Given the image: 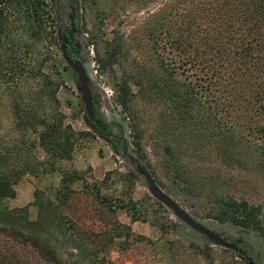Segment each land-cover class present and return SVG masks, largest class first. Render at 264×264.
<instances>
[{
    "label": "trees",
    "instance_id": "16d2710c",
    "mask_svg": "<svg viewBox=\"0 0 264 264\" xmlns=\"http://www.w3.org/2000/svg\"><path fill=\"white\" fill-rule=\"evenodd\" d=\"M66 3L74 27L71 31L69 23L60 45L75 60L73 33L86 0ZM95 11L103 13L102 8ZM141 29L146 57L115 82L113 92L131 114L132 143L141 157L140 116L154 117L150 138L160 156L155 166L149 163L153 180L182 201H193L205 217L264 239L262 206L235 187L241 173L264 174V0H159ZM42 34L59 47L46 0H0V90L11 113L10 128L0 139V237L29 247L45 264H69L55 248L60 235L75 250L69 252L74 264H108L104 254L99 257L79 236L66 235L63 229L59 207L67 199L68 184L81 180L76 172L61 178L53 197L33 192V219L26 206L9 208L3 201L14 196L13 186L23 175H38L45 166L53 171L58 161L71 157L77 136L90 134L63 122L56 84L46 65L48 55L40 59L35 55ZM133 37L118 34L104 41L102 48L95 47L98 64L114 63ZM28 77L33 86L24 90L20 84ZM130 82L136 86L134 92ZM137 98L144 102L141 111L131 105ZM86 121L96 135L112 137L93 108ZM119 141L124 150L126 140L120 136ZM35 148L43 152V159L35 156ZM82 184L89 186L84 179ZM90 191L94 198H103L97 186ZM104 205L110 212L116 205L131 221L146 219L130 197ZM113 221L118 236L136 240L127 224ZM152 223L159 237L167 233L166 227ZM239 241H231L237 246L235 256L244 253Z\"/></svg>",
    "mask_w": 264,
    "mask_h": 264
},
{
    "label": "rangeland",
    "instance_id": "374dc122",
    "mask_svg": "<svg viewBox=\"0 0 264 264\" xmlns=\"http://www.w3.org/2000/svg\"><path fill=\"white\" fill-rule=\"evenodd\" d=\"M46 2L51 6L53 28H56V35H60L57 41L60 47L61 36L66 33L70 23L67 3L66 0ZM158 4L159 0H86L85 6L79 8L78 28L73 33L78 48L75 60L81 64L87 77L93 110L110 129L112 137L108 139L96 135L87 123L74 71L61 57L59 47L50 44L48 39L41 35L35 55L37 59L43 58L46 53L48 55L46 65L56 84L55 97L63 114V122L70 125L74 131L90 134L78 135L72 147L71 157L58 161L53 171L45 166L38 175H23L13 186L14 196L3 201L9 208L26 206L29 218L33 219L36 214L32 204L33 192L40 190L53 197L61 178L72 176L76 172L81 180H72L68 184L67 189H64L67 199L59 207L63 229L66 235L71 233L79 236L88 248L97 251L99 257L104 254L108 264H244L234 255L235 252L212 244L176 219L169 209L152 198L147 192L144 178L137 174L133 162L127 157L128 154L136 157L150 172L149 163L155 166L160 156L153 150L150 138L154 117L147 113L140 116L141 131L137 141L144 151L141 157L140 151L132 143L131 114L117 103L113 92L115 82L126 76L129 68L134 70L143 57H146L141 27ZM100 8L103 13L95 11ZM88 30L92 32V36ZM118 34H123L124 37L133 34L134 37L128 42L125 41L126 52L114 63L100 66L95 59L94 48H102L104 41ZM63 66H67V69H62ZM32 81L29 77L23 78L20 87L25 90L33 86ZM129 84L134 92L136 86L131 82ZM143 103V100L137 98L131 105L141 111ZM10 125L8 99L0 90V139L9 130ZM120 136L126 140L124 150L120 147ZM111 144H114V150L111 149ZM33 152L39 159L44 158L40 149L35 148ZM82 179L88 187L83 186ZM237 179L235 187H239L250 202L262 206L264 221V174L259 170H252L241 173ZM95 186L103 196L102 199L93 197L90 190ZM159 188L209 230L230 242L239 239L238 245L244 252L242 255L248 257L251 264H264L263 238L229 223L207 218L193 201L184 202L165 188ZM128 197L138 202L137 210L140 215L146 216V219L131 221L116 205L113 207L114 212H110L104 205ZM113 220L127 224L131 229V237L136 240L126 241L122 236H118V231L112 226ZM152 222L166 227L167 233L159 237V229ZM146 240H155L156 243L152 244ZM54 244L60 256L69 264H74V257L69 252L75 253V250L70 248L68 241L57 235ZM0 264L45 263L29 247L0 237Z\"/></svg>",
    "mask_w": 264,
    "mask_h": 264
},
{
    "label": "water",
    "instance_id": "95a60500",
    "mask_svg": "<svg viewBox=\"0 0 264 264\" xmlns=\"http://www.w3.org/2000/svg\"><path fill=\"white\" fill-rule=\"evenodd\" d=\"M70 26L71 31L74 27V21L72 15L70 16ZM60 39L59 33H57V40ZM60 50L63 60L66 62L67 66L74 71L77 79V88L80 91L81 101L83 102V108L86 113V117L91 118L92 116V102L91 94L88 87L87 77L83 71L81 64L77 60H71L64 52L62 45H60ZM128 159L134 164V169L139 176H142L146 182V189L148 194L154 198L156 201L160 202L163 206L169 209L172 215L184 223L186 226L194 230L195 232L201 234L209 242L214 245L220 246L222 248L231 249L233 252L237 253V246L215 232L209 230L196 219H194L190 214H188L173 198L166 194L162 189H160L155 181L153 180L150 173L143 167L136 157L132 155H127ZM241 259L244 264H251L245 256H237Z\"/></svg>",
    "mask_w": 264,
    "mask_h": 264
},
{
    "label": "flooded vegetation",
    "instance_id": "af4514ba",
    "mask_svg": "<svg viewBox=\"0 0 264 264\" xmlns=\"http://www.w3.org/2000/svg\"><path fill=\"white\" fill-rule=\"evenodd\" d=\"M71 27V26H70ZM69 36L71 35V33L69 32V34H68Z\"/></svg>",
    "mask_w": 264,
    "mask_h": 264
}]
</instances>
